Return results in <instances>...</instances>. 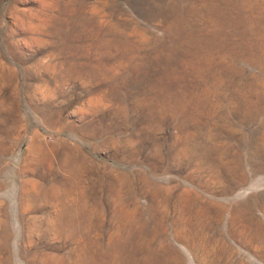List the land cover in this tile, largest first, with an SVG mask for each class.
Returning <instances> with one entry per match:
<instances>
[{
  "label": "rangeland",
  "instance_id": "374dc122",
  "mask_svg": "<svg viewBox=\"0 0 264 264\" xmlns=\"http://www.w3.org/2000/svg\"><path fill=\"white\" fill-rule=\"evenodd\" d=\"M0 264H264V0H0Z\"/></svg>",
  "mask_w": 264,
  "mask_h": 264
},
{
  "label": "bare ground",
  "instance_id": "6f19581e",
  "mask_svg": "<svg viewBox=\"0 0 264 264\" xmlns=\"http://www.w3.org/2000/svg\"><path fill=\"white\" fill-rule=\"evenodd\" d=\"M188 105V104H187ZM5 108V107H4ZM4 110V109H3ZM7 110V109H6ZM11 110V109H10ZM5 111V110H4ZM11 112V111H10ZM9 113V112H8ZM10 115V114H9ZM14 115V114H12ZM2 118V117H1ZM6 118H7V115H6ZM5 118V119H6ZM3 119V118H2ZM9 119V118H8ZM7 120V119H6ZM5 121V120H4ZM14 121V120H13ZM2 123V122H1ZM67 154V153H66ZM219 158V157H218ZM67 159V158H66ZM66 163V162H65ZM61 167V166H60ZM219 171V170H218ZM210 174V173H209ZM172 185V184H171ZM173 186V185H172ZM171 186V187H172ZM176 186V185H175ZM150 187V185H149ZM148 187V189H149ZM169 187V186H168ZM152 188V187H151ZM161 188V187H160ZM132 189V188H131ZM175 189V188H174ZM147 190V188L145 189ZM152 190V189H151ZM117 191V190H116ZM156 194L158 192H160L161 194V198L158 199L156 196V194H153V193H150L149 195L151 196V199L149 200L151 202V205H149L150 207L153 208V204L157 207L155 208L156 210V214L160 215V216H164L167 214V206L168 204L171 202L172 203V210H173V213L176 215V214H180L181 215V212H183L182 210H184L183 208L187 209L190 208L192 206V200H191V203L189 201H187V197L189 196L188 193L186 192H179L180 194L178 196H176L175 198L172 197L173 195V190L172 189H157V188H154L153 190ZM184 191V190H183ZM43 193V192H42ZM149 193V192H148ZM191 195V194H190ZM174 196V195H173ZM193 197H195L194 195H192ZM160 197V195H159ZM196 200V199H195ZM195 200H194V203H195ZM199 200V199H197ZM196 200V201H197ZM67 201V200H66ZM136 201V200H135ZM41 202V201H40ZM200 202V201H199ZM201 203V202H200ZM208 205V204H207ZM206 205V206H207ZM209 206V205H208ZM183 207V208H182ZM194 207V206H193ZM202 207V206H201ZM200 207V209H201ZM182 208V209H181ZM207 208V207H205ZM125 210V209H124ZM192 210V209H191ZM202 210V209H201ZM207 210V209H206ZM185 212V211H184ZM189 212V211H188ZM199 214V213H198ZM179 215V217H180ZM174 216V215H173ZM157 217V216H156ZM178 217V216H177ZM184 217V216H183ZM161 218V217H160ZM209 218V217H208ZM180 219H183V218H180ZM184 220V219H183ZM195 220V219H194ZM174 221V220H173ZM173 221L169 220V223L172 222L174 223ZM177 221V220H176ZM175 221V223H176ZM184 222V221H182ZM170 223V224H172ZM179 224V223H178ZM173 225V224H172ZM200 225V224H199ZM153 226V225H152ZM174 226V225H173ZM157 227V226H156ZM169 227V226H168ZM176 227V226H175ZM151 228V227H150ZM158 228V227H157ZM157 231V230H156ZM5 246V245H4Z\"/></svg>",
  "mask_w": 264,
  "mask_h": 264
}]
</instances>
